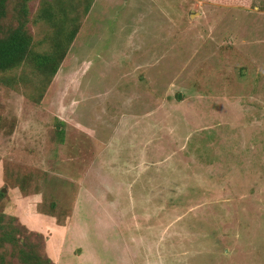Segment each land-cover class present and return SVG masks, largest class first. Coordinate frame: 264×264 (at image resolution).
<instances>
[{
	"label": "rangeland",
	"instance_id": "1",
	"mask_svg": "<svg viewBox=\"0 0 264 264\" xmlns=\"http://www.w3.org/2000/svg\"><path fill=\"white\" fill-rule=\"evenodd\" d=\"M57 1L50 83L0 82V212L51 264H264V0Z\"/></svg>",
	"mask_w": 264,
	"mask_h": 264
},
{
	"label": "trees",
	"instance_id": "2",
	"mask_svg": "<svg viewBox=\"0 0 264 264\" xmlns=\"http://www.w3.org/2000/svg\"><path fill=\"white\" fill-rule=\"evenodd\" d=\"M11 1H15V14L8 19V4ZM33 1L0 0V82L7 84L5 76L27 65L45 84L50 83L78 32L75 20L70 18L72 7L65 10L57 0H41L40 8L32 17L35 23L44 22L53 30L47 38L53 50L51 53L37 52L28 26V6ZM5 197L6 190L1 188L0 202ZM41 240V235L27 232L15 217L0 212V264H6L9 249V255L18 256L23 264H51L47 257L40 256Z\"/></svg>",
	"mask_w": 264,
	"mask_h": 264
}]
</instances>
